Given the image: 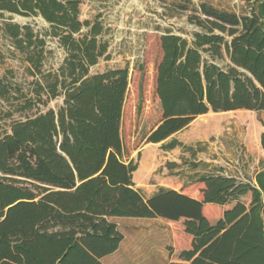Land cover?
I'll return each instance as SVG.
<instances>
[{
    "label": "trees",
    "instance_id": "trees-1",
    "mask_svg": "<svg viewBox=\"0 0 264 264\" xmlns=\"http://www.w3.org/2000/svg\"><path fill=\"white\" fill-rule=\"evenodd\" d=\"M242 1L244 13L208 0L180 4L197 30L191 38L159 37L160 118L144 131L147 143L166 141L211 111L264 112V0ZM81 3L0 0V35L32 78L0 76V264H105L124 239L114 217L161 218L190 236L166 264H264V169L255 184L203 174L194 195L162 188L146 197L136 187L138 164L122 159L129 68L90 72L109 42L99 18H80ZM15 15L42 17L48 27ZM48 38L65 51L57 68L46 67ZM58 97V110H42ZM181 145L172 138L163 147Z\"/></svg>",
    "mask_w": 264,
    "mask_h": 264
},
{
    "label": "rangeland",
    "instance_id": "rangeland-1",
    "mask_svg": "<svg viewBox=\"0 0 264 264\" xmlns=\"http://www.w3.org/2000/svg\"><path fill=\"white\" fill-rule=\"evenodd\" d=\"M186 1L82 0L80 6L82 20L99 18L102 21L105 28L102 38L109 42L108 56L101 58L90 72L129 68L122 119V159L138 164L133 180L146 197L162 188L198 194L201 184L196 182L197 178L218 172L255 184L256 175L264 169L261 145L264 112L261 111H211L198 116L187 128L164 142L147 143L143 138L144 131L160 118L155 94V66L161 57L159 37L165 31H172L191 38L197 30L188 21L190 12L179 8ZM208 1L238 13L249 10V5L242 0ZM13 21L31 23L41 31L48 27L42 17L15 15ZM48 48L51 53L46 67L57 68L63 62L65 51L52 38H48ZM9 50H13L10 41L0 35V76L12 71L15 80L28 83L32 78L24 72L25 64L18 54ZM218 63L227 65L226 60ZM62 103L63 97H58L41 108L58 110ZM172 138L182 145L166 150L163 145ZM111 220L124 239L116 253L103 259L105 264H166L171 260V248L191 240L175 223L161 218L114 217Z\"/></svg>",
    "mask_w": 264,
    "mask_h": 264
},
{
    "label": "crops",
    "instance_id": "crops-1",
    "mask_svg": "<svg viewBox=\"0 0 264 264\" xmlns=\"http://www.w3.org/2000/svg\"><path fill=\"white\" fill-rule=\"evenodd\" d=\"M177 133H178V132H177ZM172 137H173V136H172ZM163 142H164V141H163ZM230 176H233V175H230ZM115 253H116V252H115ZM103 259H104V258H103ZM103 259H102V260H103Z\"/></svg>",
    "mask_w": 264,
    "mask_h": 264
}]
</instances>
